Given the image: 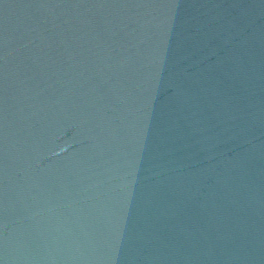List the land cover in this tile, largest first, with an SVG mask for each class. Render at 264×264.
<instances>
[{
	"label": "water",
	"instance_id": "water-1",
	"mask_svg": "<svg viewBox=\"0 0 264 264\" xmlns=\"http://www.w3.org/2000/svg\"><path fill=\"white\" fill-rule=\"evenodd\" d=\"M0 264H264V0H0Z\"/></svg>",
	"mask_w": 264,
	"mask_h": 264
}]
</instances>
